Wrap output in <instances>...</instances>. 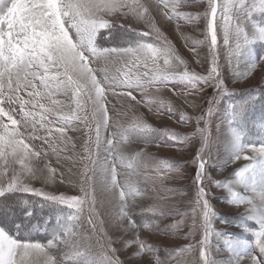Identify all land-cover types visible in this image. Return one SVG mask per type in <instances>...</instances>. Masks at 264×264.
<instances>
[{"label":"snow or ice","instance_id":"snow-or-ice-1","mask_svg":"<svg viewBox=\"0 0 264 264\" xmlns=\"http://www.w3.org/2000/svg\"><path fill=\"white\" fill-rule=\"evenodd\" d=\"M189 2L195 0H155L156 12L168 20L194 24L200 20L199 13L193 15L177 11L181 3ZM150 8L151 4L142 0H0V176L11 173L7 188L0 187V196H4L6 191H22L41 198L43 202L70 210L67 215L61 210L50 238L44 242L32 239L30 233L19 235V224L14 225L16 234H13V227L0 223V264H119V257L113 259L107 252L96 255L87 248L81 250L78 235L85 206L89 212L95 209L97 179L105 191L119 190L121 207L117 218L127 219L131 226L137 227L129 216L128 201L130 197L135 200L142 193L128 181L121 185L117 179L116 162L119 160L123 164V154L113 155L110 166H98L99 172L97 166L90 169L87 164L84 165L85 171L80 173L83 176L80 193L83 195L55 194L31 187V181L41 178L45 183L55 182L56 169L50 162L45 163L42 157L48 156L49 151L58 154L54 144L63 143L69 127L74 129L76 122L81 120L86 125L94 122L96 147L99 148L101 129L107 130L110 126L106 99L109 89L115 93V89L122 87L126 91L120 95L129 97L137 104H144L149 111L155 110L161 115L167 112L170 116L175 114L172 103L151 96L149 89L167 88L173 95L185 100L189 96L202 94L206 88L222 90L217 52V17L222 21L219 27L223 31V44L231 48L235 42L229 62L233 56L252 57L251 46L257 42L264 44V26L254 24L251 33L243 26V22L251 19L254 13L264 16V0H207L204 12L207 17L205 39L210 59L204 58L202 61L197 52L204 41H193L189 50L196 56L197 63H203L206 67L203 73L190 71L188 62L160 32L155 23V13ZM112 16H131L155 30L157 36L155 40H150L151 32L141 31L135 42H129L127 46L104 47L101 41L111 36L113 23L109 17ZM129 56L132 59L125 63L142 71L134 77L126 75L123 79L109 74L110 65ZM254 68L255 62L249 65L250 71ZM176 85L181 88L178 90ZM134 90L139 91L144 98L137 100L133 95ZM60 97L66 99L61 100ZM41 100L46 101L47 106ZM214 103V98L208 101L207 111L195 118L196 134L200 136L201 144L195 155L199 163L188 237L195 236L200 228L203 232L197 242L198 256L192 255L190 259H184L182 264H216L208 254V246L213 235H223L212 229L211 221L216 213L209 204L204 186L206 180L212 182L205 172L207 161L203 153L209 144L207 118L213 114ZM246 104L230 105L227 123L231 132L229 162L243 158L248 163L236 169L233 173L235 180L223 183L222 187L230 193L229 203L245 206L244 218L253 223H246L242 227L245 232L252 234L254 240L224 239V246L233 258L228 264H248L249 261L250 264H264V137H261L259 144L245 142V133L233 127L234 122L240 121ZM88 105L91 106L90 111ZM191 119L180 114L181 122H190ZM201 121L204 122L203 128L200 127ZM41 131L44 135H40ZM88 131L93 129L89 128ZM261 131H264V125H261ZM153 137L173 145L186 144L193 138L167 130L158 134L157 129L137 116L127 127L116 126L112 138L106 141L107 151L112 153L115 148L120 152L122 145L135 140L149 142ZM36 140H40L41 145H48V149L38 148L32 143ZM84 149L81 161L90 160L87 155L88 141ZM141 155L143 153H136L132 160ZM34 160L37 162L35 165ZM132 160L127 163V168H133ZM161 163L166 173L179 171L172 163ZM40 164H43V168ZM44 169H47L46 174ZM214 183L221 186L220 181ZM234 185L243 186L254 195H241L235 191ZM23 203L28 205L29 201L24 200ZM88 222L92 224L91 216ZM181 225H185L183 219L175 222L171 228L178 229ZM92 227L95 229V224ZM139 227L152 229L153 224L145 223ZM132 244L138 246L137 255L153 251L152 245L142 241L139 235L135 240L126 242L125 246L131 247ZM197 245L190 244L177 250L176 256L194 254ZM108 251L115 254L117 249L109 247ZM156 264L163 262L157 258Z\"/></svg>","mask_w":264,"mask_h":264},{"label":"rangeland","instance_id":"rangeland-1","mask_svg":"<svg viewBox=\"0 0 264 264\" xmlns=\"http://www.w3.org/2000/svg\"><path fill=\"white\" fill-rule=\"evenodd\" d=\"M142 2L151 4L150 10L155 13L157 27L171 41L177 53L188 62L189 70L203 73L206 65L197 63L196 56L189 49L193 41H204L203 45L197 48V52L202 61L204 58L210 59L208 42L205 39L207 17L204 16V12L207 8V0L181 3L177 9V11L188 12L193 15L199 13L200 20L194 24L185 23L183 20L177 22L176 20L166 19L155 11V0H142ZM153 9L155 10L153 11ZM109 19L112 21L113 27L110 30V38L101 41L104 47L127 46L129 42H135L137 34L141 31H150L151 37L148 38L150 40H155L157 36L155 30L150 29L148 25L135 20L131 16H112ZM178 23L179 27L177 26ZM233 23H235V20ZM254 24L264 26V16L254 13L251 19L243 22V26L249 33L253 31ZM217 25V52L220 80L223 83L222 90L217 91L215 88H206L202 94L189 96L187 100L179 95H171L172 105L181 104V108L178 111L174 110L175 120L170 121L167 120V112L162 115L157 114L155 110L149 111L144 104H137L129 97L120 95L126 89L117 88L115 93L109 89L106 93V99L110 126L107 130L101 129L99 148L96 147L94 122H89L86 125L81 120L76 122L74 129L69 127L65 133L63 143L54 144L58 148V154H52L49 151L48 156L42 157L45 163L50 162L51 166L56 169L55 182L45 183V180L41 178L31 181L30 186L42 189L45 192L83 195L80 193V182L83 180L80 173L85 171L84 165L87 164L90 169L97 166V172H99L98 166L105 164L110 166L112 156L120 154H123L125 160L123 164L119 160L116 162L119 183L123 185L125 181H128L132 186L141 190L142 194L140 196L135 197V200L130 197L128 201L130 205L128 208L129 216L137 225V227H133L127 219L119 220L117 218L121 207L118 198L119 190L105 191L103 185L97 179L94 193L97 201L95 209L89 212L88 207L85 206L79 221L80 234L78 239L81 250L87 248L96 255L107 252L113 259L119 257V264H156L157 258L163 264H182L184 259H190L192 255L198 256L197 242L201 238L203 229L200 228L195 236L188 237L192 224L189 217L192 214L191 208L196 196L194 181L199 163L195 159V155L201 144V138L196 134L195 118L207 111L208 101L213 100V98L215 99L213 114L207 118L209 144L203 153V157L207 161L205 172L212 182L206 180L204 186L208 194L209 204L216 213L211 221L212 229L214 232H220L223 235L221 237L213 235L210 238L208 254L216 261V264H228V261L233 258L224 246V239L254 240L252 234L245 232L242 227L246 223L249 225L253 223L244 218L245 206H236L229 203L230 193L222 185L227 181L235 180L234 171L248 163L243 158L240 161L229 162L231 158V132L227 123V112L230 105H243L247 102L246 110L240 121L233 124V127L245 133V142L252 141L259 144L261 137H264V131H261V125H264V44L257 42L251 46L252 57L242 55L237 58L233 56L231 62H229V55L235 49V42L232 43L231 48L226 47L223 44L222 27H219L222 25L219 17H217ZM186 40L188 41L187 44ZM131 59L130 56L125 57L119 63L110 65L109 74L116 75L121 79L125 78L126 75L134 77L142 69L132 68L130 63H125L126 60ZM253 62H255V68L250 71L249 65ZM117 69H120V71L117 72ZM245 73L247 74L245 75ZM149 94L163 100L165 97L162 93H158L156 88L149 89ZM133 95L137 97V100L144 98L139 91L134 90ZM60 99L64 100L66 98L60 97ZM41 102L46 103L44 100H41ZM90 108L91 106L88 105L89 111ZM67 111L68 109L65 108V112ZM177 113L179 117L183 113L192 119L190 122H182L183 124H181L179 118L180 124H177ZM80 115L83 116V113H80ZM137 116L157 129L158 134L162 130H167L174 131L179 136L193 138L188 143L183 144L185 145L183 151H181V144L179 143L175 145L166 144L164 140L153 137L149 142L135 140L122 145L120 152H117L114 148L113 152L109 153L106 141L112 138L116 126L123 125L127 127L129 122ZM200 127H204L203 121H201ZM89 128H92L93 131L89 132ZM40 135H44V132L41 131ZM89 136H91V140H89ZM86 141H88L89 151L87 155L90 160L81 161V155L85 154ZM32 143L38 148L48 149L49 147L46 144L41 145L40 140ZM73 144L75 147H73ZM136 153H143V155L132 160ZM129 160L133 162V168L131 169L126 167ZM162 161L176 165L179 169L177 174L168 178L158 173L157 171L165 169L161 163ZM36 163L34 160L33 165ZM181 163L185 166L182 176ZM40 167L43 168V164H40ZM46 173L47 169H44V174ZM10 175L11 173L8 176H0V187L7 188ZM215 181H220L221 186L215 184ZM234 189L241 195H254L251 190H245L240 185H234ZM24 200H28L29 204L25 205ZM3 201H11L17 206V210H15L17 216L20 217L18 221H21L19 222L21 226L19 235L30 233L32 239L41 242L50 238L51 232L56 226V217L61 210L65 215L70 211L63 206L43 202L41 198L22 191H6L4 196H0V206L6 204ZM42 203L43 207H41ZM25 206H31L33 210L25 213ZM7 211V209L0 210V215L3 216V220L13 223L14 217ZM89 216H91L92 224L96 226L95 229L88 222ZM181 219L185 221L186 226L181 225L178 229H172L171 226ZM145 223L153 224V228L139 227ZM137 235L142 241L152 245V252L137 255L135 254L138 251L136 244H132L131 247L125 246L126 242L135 240ZM190 244L197 245V251L194 254L187 253L183 257L176 256L177 250ZM109 247L116 248V253L112 254L108 251ZM65 251H68V249H65ZM248 264H250V261Z\"/></svg>","mask_w":264,"mask_h":264},{"label":"crops","instance_id":"crops-1","mask_svg":"<svg viewBox=\"0 0 264 264\" xmlns=\"http://www.w3.org/2000/svg\"><path fill=\"white\" fill-rule=\"evenodd\" d=\"M176 88L179 90L180 88H181V86H179V85H177L176 86ZM157 90V89H156ZM158 91V93L160 92V94L162 93L165 97H164V101L165 100H167L168 102L170 101L171 103H172V100H171V95L173 96V93L171 92V91H169L167 88H159V90H157ZM181 105V104H180ZM180 105H172V107H173V110H179L180 108H181V106ZM166 117H167V120H175V114H174V116L173 115H166ZM177 117H178V119L176 118V120L178 121V123L177 124H180V121H179V115H178V113H177ZM181 124H183L182 122H181ZM162 146V145H161ZM184 146L185 145H183V144H181V151H183L182 149L184 148ZM167 152H169V151H167ZM167 154V153H166ZM181 176H182V174H183V169H184V164L183 163H181ZM158 173H160V174H163V175H165L166 177H168V178H170V177H173L175 174H177V172H172V173H166V170L165 169H162V170H160V171H157Z\"/></svg>","mask_w":264,"mask_h":264},{"label":"trees","instance_id":"trees-1","mask_svg":"<svg viewBox=\"0 0 264 264\" xmlns=\"http://www.w3.org/2000/svg\"><path fill=\"white\" fill-rule=\"evenodd\" d=\"M3 202L6 204H3L4 206L3 205L0 206V210H6L7 209L8 210L7 212H9L14 217V221H13V223L10 221H5V220H3V216L0 215V223H4V224H7L9 227H13V234H16L14 225L19 224V222H21V221H18L20 217H18L17 213H16V210H17L16 207L17 206L14 203H12L11 201H3ZM31 210H33V208L31 206L30 207L25 206V208H24L25 213H27L28 211H31Z\"/></svg>","mask_w":264,"mask_h":264},{"label":"bare ground","instance_id":"bare-ground-1","mask_svg":"<svg viewBox=\"0 0 264 264\" xmlns=\"http://www.w3.org/2000/svg\"><path fill=\"white\" fill-rule=\"evenodd\" d=\"M155 9H153V11H154ZM156 11V10H155ZM163 24V23H162Z\"/></svg>","mask_w":264,"mask_h":264}]
</instances>
